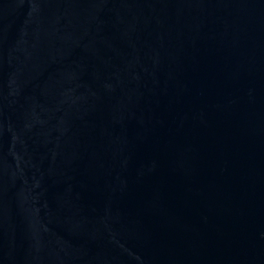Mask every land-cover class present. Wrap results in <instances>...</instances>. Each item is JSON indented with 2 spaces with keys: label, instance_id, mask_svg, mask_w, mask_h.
<instances>
[{
  "label": "water",
  "instance_id": "water-1",
  "mask_svg": "<svg viewBox=\"0 0 264 264\" xmlns=\"http://www.w3.org/2000/svg\"><path fill=\"white\" fill-rule=\"evenodd\" d=\"M0 264H264V0H0Z\"/></svg>",
  "mask_w": 264,
  "mask_h": 264
}]
</instances>
